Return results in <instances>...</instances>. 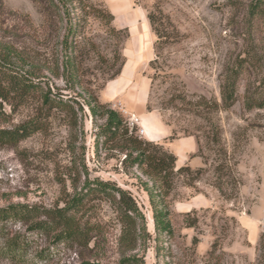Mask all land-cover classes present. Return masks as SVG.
<instances>
[{
  "label": "rangeland",
  "instance_id": "obj_1",
  "mask_svg": "<svg viewBox=\"0 0 264 264\" xmlns=\"http://www.w3.org/2000/svg\"><path fill=\"white\" fill-rule=\"evenodd\" d=\"M95 1L106 3L115 15L112 27L129 36L116 39L91 21L70 53L82 59L83 70L77 82L66 84L47 71L64 58L62 39L42 36L43 17L32 0H2L0 130L24 127L32 133L15 143L0 141V209L34 208L46 220L47 211L66 208L86 195L87 181L99 180L130 192L145 220L134 216L135 246L121 243L124 225L117 205L93 192L79 214L92 231L88 244L73 246L34 234L31 256L45 255L35 264H118L134 256L144 264H264V108L246 106L247 97L264 98V22L249 14L255 0ZM115 49L126 61L147 54L132 87L137 90L140 76L149 80L147 107L170 131L166 140L153 143L175 155L178 139L197 142L187 161L177 163L192 173H182L168 197H160L173 234L163 235L157 246L144 191L153 182L136 167L125 169L115 143L96 139L106 118L100 111L93 116L86 105L95 98L128 125L136 116L122 96L108 98V86L116 80L109 81L113 71L108 67ZM241 61L246 64L236 103L224 109L223 79ZM30 79L36 85L24 94L20 85ZM202 98L218 108H205ZM140 126H135L138 135L149 141ZM174 130L177 139L170 140ZM8 229L12 235L28 231L21 224L10 223ZM144 229L152 240L140 239ZM0 264L24 263L0 257Z\"/></svg>",
  "mask_w": 264,
  "mask_h": 264
},
{
  "label": "trees",
  "instance_id": "obj_2",
  "mask_svg": "<svg viewBox=\"0 0 264 264\" xmlns=\"http://www.w3.org/2000/svg\"><path fill=\"white\" fill-rule=\"evenodd\" d=\"M32 2L43 17V24L40 28V31L43 32L42 36L49 34L54 39H62L61 46L65 52L64 58L61 63L58 58L54 67H48L47 71L55 78H62L66 84L77 82L78 75L83 70L82 59L78 61L70 53L77 49L76 39L81 37L84 29L91 21H98L103 24L116 39L120 40L123 34L126 37L129 36L127 30H116L112 27L111 24L115 20L114 15L103 1L32 0ZM1 3L2 0H0V5ZM249 14L251 20L264 22V0H255L250 5ZM125 62L126 60L120 51L115 49L114 56L109 62L110 66H108L113 71L109 81L115 80L121 75ZM245 64V61L239 62L234 69L227 71L223 79L221 96L224 109H229L236 103L237 84ZM35 85L36 83L31 79L24 81L20 85V91L27 94ZM49 100H51L49 96H46L45 101L49 102ZM201 103L202 106L210 110L218 108L217 103H211L205 98H202ZM86 105L93 116L100 111L102 116L106 118V123L97 133L96 139L104 137L106 140L115 143L117 150L124 156L122 164L125 169L136 167L153 182L152 187L145 185L144 191L149 197L155 227L153 241L157 246L163 235L172 236L173 234L172 225L168 218L169 211L160 197H168L175 188V179L182 173L189 175L192 173L190 167L177 168L178 159L176 155L165 150L160 144L142 140L137 129L131 128L122 115L109 106L100 105L95 98L86 102ZM246 106L248 109H262L264 108V98L257 101L252 97H247ZM147 109L151 112L150 107ZM28 129L23 127L12 131L0 130V141L18 142L30 136L32 131ZM218 136L219 134L215 135L214 142L216 143H219ZM169 139H177L175 130ZM85 190L86 195L77 196L66 208L47 211L44 214L46 220H40V213L34 208L11 206L0 209V257L24 264H35V260H44L45 255L42 251L31 256L34 241L31 236L38 233L53 235L55 241L65 242L73 246L87 245L92 231L89 223L84 222L79 214L83 209L85 199L93 192L105 194L117 205L124 225L121 243L134 244L135 246L138 237L133 227L135 225L134 216L140 217L142 220H145V217L130 192L117 187L115 184L99 180L87 181ZM10 223L26 226L28 228L27 233L12 235L8 229ZM142 235L140 239L143 241L152 240V236L146 229L143 230ZM261 246L264 249V234L261 237ZM156 249L158 250V247ZM118 264H144V259H139L137 256L123 257Z\"/></svg>",
  "mask_w": 264,
  "mask_h": 264
},
{
  "label": "crops",
  "instance_id": "obj_3",
  "mask_svg": "<svg viewBox=\"0 0 264 264\" xmlns=\"http://www.w3.org/2000/svg\"><path fill=\"white\" fill-rule=\"evenodd\" d=\"M108 3L112 7V2L108 1ZM139 41L145 45L147 39H138ZM146 56L147 54L144 52L140 54V58H130L127 56L128 60L125 62L121 75L108 86V98L114 99L122 96L125 107L140 118L141 126L144 129V138L152 142H163L169 136L170 131L169 127L162 123L156 112H150L147 109L150 88L149 80L140 76L142 79L138 83L137 90L132 87L135 79L139 75L137 69L139 62ZM177 147L178 150L175 152L178 159L177 163L182 164L197 150V142L191 137L178 139Z\"/></svg>",
  "mask_w": 264,
  "mask_h": 264
},
{
  "label": "built area",
  "instance_id": "obj_4",
  "mask_svg": "<svg viewBox=\"0 0 264 264\" xmlns=\"http://www.w3.org/2000/svg\"><path fill=\"white\" fill-rule=\"evenodd\" d=\"M130 120H131V121H130V123H129V126H130L131 128H135L136 125L140 126V120H139V118H137L136 116H133ZM140 128H141V129H140L141 134H144V129H143V127L140 126Z\"/></svg>",
  "mask_w": 264,
  "mask_h": 264
}]
</instances>
